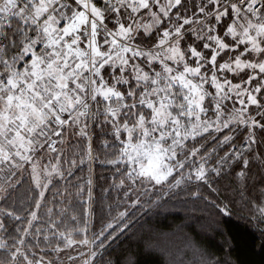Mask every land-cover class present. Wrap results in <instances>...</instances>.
Returning <instances> with one entry per match:
<instances>
[{
    "label": "snow or ice",
    "instance_id": "6c2138e0",
    "mask_svg": "<svg viewBox=\"0 0 264 264\" xmlns=\"http://www.w3.org/2000/svg\"><path fill=\"white\" fill-rule=\"evenodd\" d=\"M94 144L131 203L89 233L85 212L73 214L67 198L53 218L60 190L52 189L55 177L70 185L79 166L91 171ZM225 145L232 151L207 167ZM249 154L264 164V0H0V200L29 169L34 184L27 216L14 205L0 210L22 222L10 232L0 219V264H96L104 241L129 229L131 209L142 205L136 185L155 194L195 180L216 192L210 174L239 163L235 175L245 179ZM250 212L264 248V198ZM65 217L83 227L68 230ZM218 234L231 249L235 237ZM201 261L239 264L210 250Z\"/></svg>",
    "mask_w": 264,
    "mask_h": 264
},
{
    "label": "trees",
    "instance_id": "16d2710c",
    "mask_svg": "<svg viewBox=\"0 0 264 264\" xmlns=\"http://www.w3.org/2000/svg\"><path fill=\"white\" fill-rule=\"evenodd\" d=\"M239 142L240 138L238 137L236 143L239 145ZM229 151H232V149L228 145L218 148V156L210 159L207 167L219 166L217 163L219 157L224 156ZM248 158L249 168L247 169V176L243 180L235 175L241 168L239 163H224L221 177L210 174V178L214 180L212 187L217 189L216 192H212L202 182L195 180L186 182L180 188L168 189L165 186L160 189L157 186L158 190L155 194H153L150 186L147 194L141 188L139 196L142 205L138 209H131L133 214L130 216L129 229L120 234L115 240L109 237L108 240L104 241L105 247L98 249L100 255L96 257V264H129L130 260L136 261V264H202L201 255L204 250H210L221 257L238 260L239 264H264V248L260 246V227L262 226L250 219V209L253 207V203L264 198V192H262V189H264V164L255 160L251 154L248 155ZM197 162H199L198 158ZM68 166L67 162H64L63 168ZM100 167L98 163L95 164L97 170ZM79 168L74 170L73 176L68 177V180L71 181L70 185L60 179L54 181L55 189H52V191L55 192L56 189L60 191L56 194L54 207L52 203L48 206L53 207V218L56 220L61 218L57 215L61 207L67 206L60 203L65 198L72 201L73 214L77 216L83 210L79 207L85 206L86 210H83L85 212L84 219L87 220L88 218V185L84 188L85 192L82 195L76 194L78 190L74 185L75 177L77 178L80 172ZM82 168L85 169V165ZM86 171L84 170V172ZM96 174L94 201L98 199V196L102 203L92 207V215L93 217L96 216V222H93V230L98 229V211L100 216L105 214L103 210L106 205L104 204L105 195L100 192L98 187H102V184L106 187L107 184L105 183L112 177L110 174L104 175L106 180L104 183L101 182L103 179L101 175ZM25 179L27 180L28 177ZM24 180L23 183H25ZM22 184H16L18 187L14 188V191L10 189L11 198L7 203L0 200V210L9 207V205H14L18 214L27 216L23 208L29 206L27 201L31 198L30 193L34 184L30 179L27 181L26 187H23ZM65 187L68 188V192L64 191ZM110 189H112V186H110ZM196 191H199L201 195H194L193 193ZM115 194L117 195V193ZM119 194L124 197L123 191L120 190ZM119 194L118 198L121 197ZM130 195H134V193H130ZM79 196L83 199L81 203L78 201ZM111 196H113V191L109 190L105 200ZM48 200L52 201L51 194H48ZM213 201L217 204L221 202L229 204L233 215L223 216L212 203ZM249 201L253 203H249ZM83 202L84 204H82ZM119 203L123 204L120 201ZM38 214L42 220L46 221L43 208ZM0 216L10 232L15 225L22 223L21 221H15L12 217L4 216L2 211H0ZM65 224L68 230L83 227L82 223L73 224L67 217H65ZM37 226L46 229L47 223L37 224ZM87 227L89 230V225ZM60 230L66 231L64 225L60 226ZM221 230L235 237L231 249L225 244L223 237L218 234ZM1 233L3 236L6 235L2 231ZM113 235H116V233H113ZM78 237L80 235L73 232L70 238L77 240ZM151 237L154 238L150 239ZM159 239H165L170 244H175L179 253L165 254L158 246L153 247L151 244H158ZM73 252L69 250L70 254Z\"/></svg>",
    "mask_w": 264,
    "mask_h": 264
},
{
    "label": "rangeland",
    "instance_id": "374dc122",
    "mask_svg": "<svg viewBox=\"0 0 264 264\" xmlns=\"http://www.w3.org/2000/svg\"><path fill=\"white\" fill-rule=\"evenodd\" d=\"M93 147L95 148L96 150V155L98 156V158L95 160V162L91 165V171L90 169H88V165L85 164V169L82 168V166L84 165H81L79 166L80 168V172L78 173L77 175V178L75 177V184L74 185H79L81 188H85L87 183L86 181L88 179H91L92 181V184H91V192H92V203H91V209L93 207V205L95 206L96 204H100L102 202H100V199L99 197L97 196L98 199H96V201H94V198H95V190H96V186H95V182L97 181V174H100L101 177L103 178L101 180V182H104L105 183V177L104 175H111L112 177L109 178V181H107V186L104 187V185L102 184V187L99 186L98 188L100 189V192L104 193L105 197L106 195H108V191L111 190L113 191V196H111L110 198H107V200H105L106 198L104 197V204L105 207L103 208L105 214L103 216H100V212L98 211V215H97V221H98V229H94L93 230V222H96V216L93 217V215H91V217L88 216L87 218V221H88V225H89V231L90 233L91 232H98L102 226H104L108 221L112 220L113 217L117 216L118 212L120 211H124L126 207H128L131 203V201H129L127 199V197H123L122 195L119 194L120 190L121 191H125V189L123 188H120L118 185H119V182H120V174L116 171V167L114 165H111V164H108V163H103L102 161L106 160V159H109L111 158L110 156H106L105 153L98 147H96V145L94 144ZM52 163L55 164L56 163V160L53 159L52 160ZM98 163V165H100V169H96L95 168V164ZM42 164H48V161L47 160H44L42 161ZM64 165V163H63ZM111 167V168H110ZM125 167V165H120V168L123 169ZM110 168V170H108ZM84 170H87L86 172H84ZM30 171V169L28 170ZM28 171H25L24 174H23V180L28 177V179L24 180L25 183L22 184L23 187H26V184H27V181H29V179L31 180V177L28 175ZM116 173V174H114ZM116 176V177H115ZM4 179V174L3 173H0V182H2ZM15 179V178H13ZM56 179H60L59 177H55L54 180H53V183ZM108 180V179H107ZM32 181V180H31ZM33 183V182H32ZM94 186H95V190H94ZM110 186H112V189H110ZM138 186V187H137ZM18 187L17 185H15L14 188ZM103 188V189H102ZM136 188L138 189V192L140 193V189H141V186L140 185H136ZM76 189L78 190V188L76 187ZM12 191H14V189H12ZM78 192V191H77ZM117 193V195L115 194ZM118 194L121 196L120 198H118ZM137 193H134V195H132L133 199L135 198ZM25 195V194H23ZM101 198V197H100ZM83 199L80 198L79 196V203H81ZM87 200H88V196H87ZM120 202H122L123 204L121 205ZM84 204V202L82 203ZM114 206V207H113ZM117 206V207H116ZM79 208H83V210H86V207L85 206H80ZM89 208V204L87 206V209ZM99 210V209H98ZM185 211V210H184ZM0 219H3L1 216H0ZM115 223V221H113ZM87 225V226H88ZM108 231H111L110 229H106L105 230V233H107ZM0 236H3L1 231H0ZM154 237H151L150 239H153ZM80 239H83L82 236L78 237L77 240H80ZM148 240H150L149 238H147ZM155 240V239H154ZM159 243L158 244H151L153 247H157L158 248H161L162 251H164V253L166 254H169V253H179V250L177 249V246L175 244H170L168 240H161L159 239ZM172 241V240H171ZM150 244V243H149ZM157 249V248H156ZM84 251H87V249H83ZM72 256H76L77 255V252L74 251L72 254H70ZM65 261H67V256L63 257ZM77 264H79V261H77Z\"/></svg>",
    "mask_w": 264,
    "mask_h": 264
}]
</instances>
